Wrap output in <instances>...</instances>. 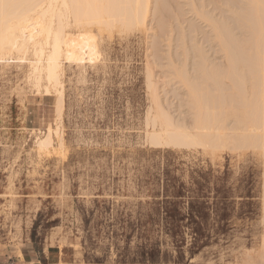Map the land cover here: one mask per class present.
Here are the masks:
<instances>
[{"label":"rangeland","instance_id":"374dc122","mask_svg":"<svg viewBox=\"0 0 264 264\" xmlns=\"http://www.w3.org/2000/svg\"><path fill=\"white\" fill-rule=\"evenodd\" d=\"M189 1H176L181 12L171 11L165 29L153 16L147 29L74 28L65 44L61 119L55 92L30 81L32 57L1 55L0 248L33 240L63 251L66 264H244L259 255L263 149L162 146L150 136V73L182 119L190 109L174 67L194 75L197 44L210 62L225 61ZM245 2L237 0L239 12ZM207 5L247 37L227 4ZM48 126L58 133L40 151L36 137Z\"/></svg>","mask_w":264,"mask_h":264},{"label":"bare ground","instance_id":"6f19581e","mask_svg":"<svg viewBox=\"0 0 264 264\" xmlns=\"http://www.w3.org/2000/svg\"><path fill=\"white\" fill-rule=\"evenodd\" d=\"M176 1L0 0V57L5 54L10 60L32 57L28 71L31 80L28 79L34 88H44L45 94L55 92V109L61 119L65 44L71 31L88 26L97 27L99 32L114 28L147 29L150 16L165 29L169 26L171 11L180 9L181 12L182 4ZM201 1L204 3L189 1L191 11L208 23L211 35L225 54V61L221 65L210 62L204 47L197 44L195 74H190L185 65L174 67L171 74L186 87V104L190 109L189 117L182 119H176L165 106L159 95V84L150 73L148 86L156 111L150 135L152 143L213 151L229 146L240 149L259 146L264 152V0H246L240 12L237 0H209L214 10L219 9L220 4L228 5L248 32L244 38L236 35L229 21L214 16L216 11L213 14L206 11L207 0ZM190 27L195 32L201 29L192 21ZM56 133L57 127L48 126L44 135L36 137V149L44 151L52 147ZM244 264H264V241L259 255L254 259L248 255Z\"/></svg>","mask_w":264,"mask_h":264},{"label":"crops","instance_id":"0c3cea01","mask_svg":"<svg viewBox=\"0 0 264 264\" xmlns=\"http://www.w3.org/2000/svg\"><path fill=\"white\" fill-rule=\"evenodd\" d=\"M63 251L25 239L18 248H0V264H66Z\"/></svg>","mask_w":264,"mask_h":264},{"label":"trees","instance_id":"16d2710c","mask_svg":"<svg viewBox=\"0 0 264 264\" xmlns=\"http://www.w3.org/2000/svg\"><path fill=\"white\" fill-rule=\"evenodd\" d=\"M198 229V228H197Z\"/></svg>","mask_w":264,"mask_h":264}]
</instances>
